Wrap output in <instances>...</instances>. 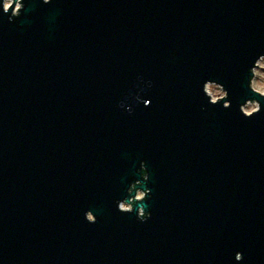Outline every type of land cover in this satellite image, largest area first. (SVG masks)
Segmentation results:
<instances>
[{
	"label": "water",
	"instance_id": "95a60500",
	"mask_svg": "<svg viewBox=\"0 0 264 264\" xmlns=\"http://www.w3.org/2000/svg\"><path fill=\"white\" fill-rule=\"evenodd\" d=\"M5 2L0 264H264V0Z\"/></svg>",
	"mask_w": 264,
	"mask_h": 264
},
{
	"label": "rangeland",
	"instance_id": "374dc122",
	"mask_svg": "<svg viewBox=\"0 0 264 264\" xmlns=\"http://www.w3.org/2000/svg\"><path fill=\"white\" fill-rule=\"evenodd\" d=\"M255 77L252 82V87L258 92H264V58L258 63V68L254 70ZM209 95L211 96L213 101H218L219 99H223L226 97L224 90L216 85H209L207 88ZM264 94V93H261ZM259 105L255 102L249 103L243 109L246 113L251 114L255 110H257ZM141 196V195H139ZM121 208L124 210H129L128 205H121Z\"/></svg>",
	"mask_w": 264,
	"mask_h": 264
},
{
	"label": "built area",
	"instance_id": "2783aa9c",
	"mask_svg": "<svg viewBox=\"0 0 264 264\" xmlns=\"http://www.w3.org/2000/svg\"><path fill=\"white\" fill-rule=\"evenodd\" d=\"M22 0H17V2H16V8H15V14H17L18 13V11H19V9L21 8V4H19V2H21ZM14 4V0H6V2H5V6H6V9H9L12 5ZM139 195H141V196H139ZM144 198V194L142 193V192H139L138 193V195H137V197H136V199L137 200H141V199H143ZM122 205H125V204H122ZM127 205V204H126ZM129 206V205H128ZM130 208H128V209H131V206H129Z\"/></svg>",
	"mask_w": 264,
	"mask_h": 264
},
{
	"label": "clouds",
	"instance_id": "9594fccd",
	"mask_svg": "<svg viewBox=\"0 0 264 264\" xmlns=\"http://www.w3.org/2000/svg\"><path fill=\"white\" fill-rule=\"evenodd\" d=\"M46 2H50V0H46ZM261 93H264V92H261Z\"/></svg>",
	"mask_w": 264,
	"mask_h": 264
}]
</instances>
